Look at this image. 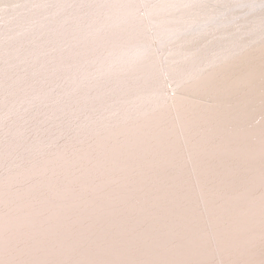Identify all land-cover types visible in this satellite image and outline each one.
Listing matches in <instances>:
<instances>
[{"label":"bare ground","instance_id":"bare-ground-1","mask_svg":"<svg viewBox=\"0 0 264 264\" xmlns=\"http://www.w3.org/2000/svg\"><path fill=\"white\" fill-rule=\"evenodd\" d=\"M67 1L80 3L82 0ZM67 1L65 3L69 4ZM202 1L168 0L156 13L184 7L193 11L189 5ZM233 1L214 0L218 5L228 6ZM134 2L95 0L79 16L70 10L64 14L59 10L57 13L60 15L53 10L51 18H45L43 10H40L43 5L38 2L30 9L34 13L40 10L37 13L43 16L30 17L26 22H33L31 28L34 29L40 23L50 22L46 28L49 33L29 34L19 39L18 44L12 42L14 46L5 43L1 48L0 78L8 68L25 67L39 56L49 55V51L56 47L63 50L50 54L49 61L55 66L65 65L64 62L69 60V49L76 51L74 58L82 57L91 63L105 52L111 53L100 59L96 71L77 68L61 74L67 84L75 81L73 84L78 88L93 80V76L100 78L86 84L87 87L79 88L75 95L68 96L60 108L46 109L47 115L43 117L39 115L43 112L35 111L20 116L18 122L13 120L3 124L0 135L7 137L6 134L11 136V133L16 136L14 141L19 142L14 145L15 142L11 141L3 148L0 174L4 171L5 161L17 149L38 151L39 156L23 164V168L4 173L0 179V264H215V247L210 242L199 245L204 235V219L197 209L200 203L196 197L197 186L203 190L202 200L208 202V216L214 221L218 251L224 254L225 263L264 264V195H256V190L264 187V142L244 140L234 143L230 135L235 131L263 130L264 126L254 122L258 114L256 109L264 110V47L249 51L228 65L212 70L205 80L186 86L178 97L175 107L178 112L173 114L168 109L154 116L153 111L165 102L161 93L164 73L158 56L150 50L149 30L156 28L155 32L160 35L174 25V29H178L175 32H184L205 21L218 19L219 14H202L200 19L193 15L185 23L167 24L162 20L139 18V6ZM246 2L236 0L231 5L242 6ZM234 16L232 14L229 19ZM54 17H57V22H54ZM229 19L218 26L230 25ZM208 24L203 26L202 32H206ZM252 26L257 30L264 28V18ZM31 28L25 30L29 32ZM226 42L230 41L219 38L213 50L223 49ZM15 49L20 50L13 56L11 53ZM232 54L225 51L210 62L207 59L199 65V62L195 66L189 65L194 68L188 74L178 73L175 79L182 84ZM47 67L45 70L49 71L51 68ZM44 71L37 76L43 85L47 83L46 89L35 101L48 95L54 85L49 83H57L55 80L59 77L58 73L48 78L49 72L46 74ZM127 96L130 98H125ZM208 101H211L210 106L204 108ZM99 102L104 104L99 111L102 114L94 116L99 118L100 128L96 131H73L66 126L59 130L46 125L40 138L31 140L21 136L23 131L26 134L31 130L37 131L36 124L42 118H59L70 114L69 110L64 114V110L70 108L72 117L76 119ZM127 103L137 108L136 111L114 117L116 112L126 109ZM119 106L123 108L118 110ZM16 108L18 106H13L3 114L4 117L0 115L1 119ZM181 127L186 131V137L182 139L188 140H185L186 147L189 146L188 152L197 164L195 170L200 178L195 182L189 179L185 169L189 157L185 158L186 153L181 151L184 147L179 137ZM68 134L70 137L66 144L58 146L60 138ZM240 134L237 136H244V133ZM91 135L94 138L80 146ZM49 146L55 150L50 154L44 153ZM223 152L229 155L225 158ZM188 180L189 185L186 183ZM186 184L188 186L181 187ZM104 185L108 190L99 193V188ZM115 199L117 203L98 209ZM128 208H133V212H125ZM48 216L60 226L73 218H81L67 230L50 235L42 228L43 222L50 220ZM178 219L177 225L169 226L170 221ZM183 230H188V234H178Z\"/></svg>","mask_w":264,"mask_h":264},{"label":"rangeland","instance_id":"rangeland-1","mask_svg":"<svg viewBox=\"0 0 264 264\" xmlns=\"http://www.w3.org/2000/svg\"><path fill=\"white\" fill-rule=\"evenodd\" d=\"M48 1H46V0H30V1L29 0H27V1L26 0H0V26H1L0 27V50H1V48H3L5 46V43L6 44L10 43L11 45L14 46V44L19 43L18 42L19 39H21L24 36H27L29 34L34 35L37 33H42V34L46 35L47 33H49V31H46V28L48 27L50 22H47L45 24L40 23L39 24L40 26L38 25V27H36L34 29V28H31L32 27L31 25L33 22H26V20L28 18H30V17L35 18L37 16L39 17V16H43V15L45 16V18H49V17L51 18L52 15L50 14V12L53 10H55L53 12H56V13L59 10H62L63 14L67 13L70 10L72 13H74V14L76 13V15L79 16L83 12H85L84 10H86L87 7L91 6L95 0H82V1H79L80 3H78V1L77 2L75 1L74 3L68 2L67 0H56V1L55 0H48ZM51 1H53L52 4L51 5L48 4ZM66 1L69 4L65 3ZM134 1H136L134 3H137L139 6V8H138L139 14H137V15H139V18L141 17L143 20H148V21L162 20L163 22L165 21L167 24L185 23V21L190 20V18L193 15H197V18L200 19L202 14H209V13L212 14L215 12H218V14H219V16H218L219 18L217 17L218 19H215L212 21H205V22H203V24H200V25L194 27V29H190V30L184 31V32H175V31H178V29H176V28L174 29V25L171 27H168V32L167 31L164 32L165 31L164 30L163 33L161 32L162 34L160 33V35H159V33L155 32L156 28H152L149 30L148 39L151 42L150 43V47H151L150 50H152L158 56L157 59L159 61V66L162 70V73H164V86H163V90L161 93L164 95L163 97L165 98V100H164L165 102L163 105H161L159 108H157L153 111L154 116H156V114L160 115V114L164 113L165 111H168V109L172 110L173 114L178 112V111H176V108H175L177 103H178V97L180 96V93L182 92V90L186 86H191V85L195 84L196 82H199V80L203 81V80H205V78H207L209 76V74L212 72V70L219 68L221 66H224L227 63H230V61H233V59L235 61L236 59H239V57L247 55L249 53V51L250 52L254 51L257 49V47H259V48L264 47V28L257 30V29H254L252 26L260 18H264L263 17L264 16L263 15L264 14V0H245V2L246 1L247 2L242 6L241 5L240 6L231 5V4L235 3L236 0H234L232 3H228L230 6L221 5V4L218 5L216 2H214V0H212V1L211 0H204L202 2H193V4L189 5L190 9H192V8L194 9L193 11H188L187 9H189V8L184 7V8H180L178 10L172 11V12H164V13H156V12L158 9L162 8L163 4L168 2V0H134ZM38 2L41 3L40 6L43 5V7L40 9L41 11L43 10V12H44V13L42 12L43 15L37 13L40 10L37 11L36 13H34L35 11L30 9V6L36 5ZM42 2H44L45 4ZM60 2L63 4H60ZM65 4H67V5L64 6ZM223 4H225V3H223ZM71 5H73V6H71ZM21 6H23L22 10H21ZM58 6L59 7L62 6V8L59 9ZM215 6H217V7H215ZM64 7H67L68 9H66V8L64 9ZM72 7H73V9H71ZM183 10H186V11L183 12ZM31 11H33V12H31ZM71 12H69V13H71ZM46 13H47V15H45ZM59 13H60V11H59ZM59 13H57V14H59ZM152 14H154V15L152 16ZM232 14H234L235 16L232 19H229V17ZM199 15H201V16H199ZM8 17H10V19L7 20L6 18H8ZM221 17H222V19H220ZM53 19H54V22H57L56 20H58L57 17H54ZM228 19L231 20L230 25L228 24L226 26H220V27L218 26L220 23L228 21ZM253 19H255L254 20L255 22L253 21ZM172 20H173V22H172ZM2 24H3V26H2ZM206 24H208L207 28L205 29L206 32H202L201 30H203V26H206ZM10 25H11V27L13 26V28H10ZM28 25H30V26H28ZM157 26L158 25H156V27ZM27 27H28V29L31 28V30H29V32L26 31V30H28V29H26ZM15 30H16V32H15ZM43 30H45V31H43ZM14 32H15V36L13 35ZM31 35H30V37H31ZM221 35H222V37H221ZM231 37H233L232 38L233 40L230 39ZM219 38H221L223 40L228 39L230 42L224 43L223 49L220 48L219 50H213V48H214L215 44L217 43V41L219 40ZM14 41H15V43H14ZM12 42L14 44H12ZM234 43H236V44H234ZM240 46H241V48H240ZM60 48L61 47H59V48L56 47V48L52 49L51 51H49V55H48V53H45L44 55L39 56V58L35 59L31 64L25 65V67L19 66L15 69H9L8 68V71L7 70L4 71L2 78H0V82H1L0 83V107L2 108V110L0 108V115H2L4 117L3 114L10 111V109H12L13 106H15V107L18 106V108H16L14 112H11V114L10 113L7 114L5 119H1L3 117L0 116V134L2 132L1 128H2L3 124L6 123L7 121L10 122V121L14 120V121L18 122L22 116H24V115L27 116L29 114H32V112L34 113L35 111L43 112V113L39 114L40 117H43L45 114L47 115L46 109H50V108H53V109L57 108L58 109V108H60L63 105V103L66 102V99H68L67 98L68 96L75 95L78 91H80L79 88L82 87L81 86L78 88V87L74 86L75 81H70V83L67 84V81L63 80L64 76H61V74L65 73L67 70H71V69L74 70L77 68H82V69H85L88 71H90L91 69H95V71H96L97 70V63L99 66V62L101 61L100 59L101 58L105 59L108 56V54L111 53L110 51H107L104 54L100 55V57L98 59H96L94 63L93 62L91 63L90 60L83 59L82 57L81 58H78V57L74 58L76 51L72 52L73 50L69 49V50H67L68 51L67 54L69 56L70 62H69V60H67L66 62H64L65 65L55 66V64L53 62L49 61V59H50L51 55H53L55 53H59L61 50H63L62 48L61 49ZM250 49H253V50H250ZM15 50L13 53H11L12 55L14 53L16 54L20 49H15ZM225 51H226V53L227 52L233 53L232 56L227 57L226 59L221 61L219 64L209 66L208 69L204 70L201 75L196 76L195 78L192 77L191 79L184 81L182 84L177 83L178 81L175 78L177 76H179V75H177L178 73H180V75L181 74H183V75L188 74V72L194 68V67L193 68L190 67L189 65L195 66V64H197V62H199L197 64V65H199L203 61L207 62L206 61L207 59L210 62V61L214 60L219 54L225 53ZM204 52L206 53V55ZM4 55H6V54H4ZM214 55H215V57H214ZM13 56H11V57H13ZM1 57H3V55ZM9 57H7V58L5 57V58L8 59ZM17 57L18 56H16L15 58H17ZM231 57H233V58H231ZM12 60H16V59L13 58ZM0 63H2V61H0ZM49 65H50V67H49ZM45 66H48L47 68H49V69L51 68V69L49 71L45 70ZM18 68H21V69H18ZM22 68L25 70H22ZM9 70H11V71H9ZM32 70H34V71H32ZM43 71H44V73L46 72V74L49 72L47 74L48 78L52 77V76L55 77L56 75H58V73H59V77L55 80V82H57V83H54V82L49 83L50 85L54 84L51 92L48 95H44L43 98H41V100L38 101V99H37L35 101L36 97L40 96L43 93V89L44 88L46 89V84H47L46 81H45L46 84L43 85L42 83H44V82L39 79V76H37L38 73L43 72ZM131 71H132V69L125 72V74H127ZM52 73H53V75H52ZM66 75H68V74H66ZM97 78H100V77L93 76V80L91 79L90 81H88V83H92ZM88 83H85V85H83V87H87L88 85H86V84H88ZM43 86H45V87H43ZM68 88H69V90H68ZM73 88H74V90H72ZM165 88H167L168 90ZM167 91H169V92H167ZM240 92L242 93V91H240ZM104 97H105V94H104ZM125 98H130V97L127 96ZM18 101H20V102L17 105ZM115 101H116V99L113 100L112 103ZM210 103H211V101L205 102L206 106L204 105V108L210 106ZM9 104L12 105V107H10ZM103 104H104V102H101V103L99 102L96 107L91 108L90 110L87 111V112H90L89 114H86L87 112L85 111V112L79 114V116L76 117V119H74L72 117L73 115L71 114V109L67 108L66 110H64V114L66 113L67 110L70 111V114L63 115L59 118H52V117L42 118L39 121L38 125L36 124V126L39 129H37V131L31 130L33 135L30 134L31 131L29 132V134H26L25 131H23L22 132L23 134L21 136L22 137L27 136V137L31 138V140H33L35 138H40L44 132L43 127H45L46 125H52L53 128L59 129V130H60V128H63V127L65 128V126H66V128L67 127H68V129L71 128L73 131H75V130H79V131H86L87 130V132L96 131L97 128H100V126L98 125L99 122L97 121L99 118L95 119L94 116L100 115L101 112H99V111H101ZM126 105H128V103ZM129 106H130V108H129ZM127 107H126V109L120 110V108H123V107L119 106L118 110H120V111L116 112L114 117L117 118V117H121V115L126 114V113H134L137 109V108H132L131 105H128ZM165 108H167V109H165ZM23 110L26 113L25 112L23 113ZM41 110H43V111H41ZM262 110H263L262 108L256 109V114L257 113L258 114L256 115V121L254 122L255 125H258L261 127L264 126V117H263L264 116L263 115L264 110L263 111ZM1 111H2V113H1ZM135 117H139V116L136 115ZM148 118H146V119H148ZM149 119H151V118H149ZM70 125L71 126L73 125V127H71ZM104 125L105 124H103L102 126H104ZM261 127H259V128H261ZM180 129L181 130H179V133H180L179 137H180V139H182V137L183 138L186 137V131L183 127H181ZM261 129H263V130L258 131L259 129H255V130H249V131L248 130H246V131H235V132H232L233 134L230 133V135H232L231 138H233L232 140L234 141V143H237V141L240 142V141H244V140L245 141H253V142H257V143H263L264 142V127ZM111 130H115V129H111ZM26 132H28V131H26ZM251 132H252V134H251ZM238 133L239 134L244 133V136L243 135L237 136ZM6 135H7V137L4 136L3 134L0 135V136H2V138L0 139V154H2L3 148L5 146H7L9 142L14 141V138L16 139V136L12 135L11 133H10L11 136H8L9 134H6ZM91 136H87L86 137L87 139L84 140V142L81 143L80 146L81 145L85 146L86 144H88L94 138L93 136L92 137ZM8 137H10V138H8ZM17 137H19V135ZM65 137H67V138H65ZM69 137H70L69 134L66 136L64 135L63 137L60 138L61 142L59 141V143H58L59 145L56 144L54 147L56 148L57 145L60 147L63 146L64 144H66ZM19 138H17V139L19 140ZM257 138H259V139H257ZM185 140L182 139V145H184V147H183V150L181 149V151H182V153H183V151H184V153H186V156L184 154L185 158H188V157L190 158V159L188 158V163H186L185 169L188 171L189 179H191L192 182H195L196 178H200L199 174L195 170L196 169L195 167H197V164H196V162L192 161L191 152L190 153L188 152V151H190V148H189V146L186 147L188 145V144H186L188 142V140H186L187 142ZM223 140H224V138H223ZM232 140L230 139V141H232ZM14 142H15L14 145H16L19 141L17 142V140H15ZM11 147H13V145ZM54 147H51V146H49V148L47 147L46 148L47 151L45 150L44 153L45 152H46V154L52 153L55 150ZM49 150H50V152H49ZM15 152H19V153H15ZM15 152H14L13 156H10L11 158H14V159H11L9 157L5 161L6 163H4V171L2 172L3 174L2 173L0 174L1 175L0 179L2 178V175L3 176L5 175L4 173L7 172L6 174H8L13 170L18 169L19 167L23 168L24 167L23 164H27V163H29L28 161H30V159L33 160L34 158L39 156L38 151H24V152H22V151H19V149H17ZM34 152H37V153H34ZM20 153H23V154H20ZM188 153H189V155H188ZM30 154H31V156H30ZM228 155H229L228 152H223L222 156L226 158ZM24 158H26V159L24 160ZM21 162H23V163L21 164ZM15 165H17L18 167ZM119 181H121V180L119 179ZM186 183H188V185H189L190 180L186 181ZM188 185L187 184L182 185L181 187H185ZM163 188H165V187H163ZM200 188H201V186L196 187V197L198 198V201L200 202L199 205L197 206V209L199 211L198 213L200 215H202V217L204 219L203 226H202L203 230H204V235L202 236L203 238L201 240H199V245H201V244L205 245L206 242L207 243L210 242V244L215 247V256H214L215 264H226L224 254H222L220 251H218L219 240H218L215 224H214V221H212V219L208 216L210 209L208 206V202H205L202 200L201 194H203V190H202V188L201 189ZM263 188L264 187H260L259 189H257L258 191L256 190V195H261V196L264 195L263 194L264 193ZM107 190H108V186L104 185V186H101L98 191H99V193H103V192H106ZM258 197H260V196H258ZM113 203H117L116 199L113 201H108L107 203L101 205L100 208H98V209H102L104 207L107 208L108 206L113 205ZM132 209L133 208H128L125 210V212L132 213L133 212ZM47 218L50 220L43 222L42 228L48 234L55 235L57 233L62 232V230H67L69 227L73 226L75 224L74 223L75 220L79 219L81 217H76V218H73L71 220H68L63 226L58 225L55 221L52 220V218L50 216H48ZM178 222H179V219L177 221L172 220L169 222V224H171L169 226H175L178 224ZM110 231H111V229L108 230L107 232H110ZM188 232H189L188 230H183V231L179 232L178 234H182V235L186 234L187 235ZM0 255H1V252H0Z\"/></svg>","mask_w":264,"mask_h":264}]
</instances>
